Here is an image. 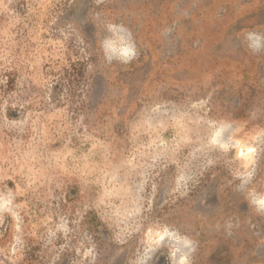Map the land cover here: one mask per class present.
I'll return each instance as SVG.
<instances>
[{"label":"rangeland","instance_id":"1","mask_svg":"<svg viewBox=\"0 0 264 264\" xmlns=\"http://www.w3.org/2000/svg\"><path fill=\"white\" fill-rule=\"evenodd\" d=\"M184 1L0 0V264H264L221 192L255 158L264 185L263 121L143 45L151 15L211 4Z\"/></svg>","mask_w":264,"mask_h":264},{"label":"crops","instance_id":"2","mask_svg":"<svg viewBox=\"0 0 264 264\" xmlns=\"http://www.w3.org/2000/svg\"><path fill=\"white\" fill-rule=\"evenodd\" d=\"M178 1L185 5L184 0ZM217 14H222V17L216 18ZM263 15L264 0H211V4L204 8H193L189 4L180 7L175 23L169 25L170 30H167L165 14L160 10L150 16L147 27L143 29L142 41L144 46L150 48L151 53L155 48L165 46L166 42L173 46L176 68L187 78L181 81V92L184 91L186 83L191 93L206 92L212 84L209 80L214 77L216 69L226 82L222 83L221 98L218 96L215 99L214 107L222 112L223 116H229L230 96L238 95L241 106L238 111L244 110L247 116L254 115L258 121H263L259 123L264 124ZM230 39L238 40L237 46L243 49L239 56L228 52L214 53V47L231 46ZM230 80H235V84H231ZM251 105L257 106V112L249 107ZM259 158L264 165V151ZM255 159L253 174L249 173V177L238 175L234 181L227 177L225 179L229 182L223 185L221 190L224 201H237L227 202L226 207H248V211L236 213L241 223L238 228L241 239H261L264 235L261 218V215L264 216V185L257 180L258 166L257 158ZM224 213L225 210H222L221 215ZM251 231L252 235L246 234ZM257 252L260 258L261 252L257 251V245H254L252 250L245 251V254L253 255Z\"/></svg>","mask_w":264,"mask_h":264}]
</instances>
